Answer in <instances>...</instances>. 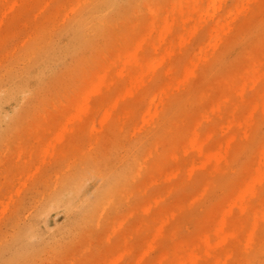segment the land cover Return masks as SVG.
Instances as JSON below:
<instances>
[{
    "label": "rangeland",
    "instance_id": "obj_1",
    "mask_svg": "<svg viewBox=\"0 0 264 264\" xmlns=\"http://www.w3.org/2000/svg\"><path fill=\"white\" fill-rule=\"evenodd\" d=\"M179 1L0 0V264H264V0Z\"/></svg>",
    "mask_w": 264,
    "mask_h": 264
},
{
    "label": "bare ground",
    "instance_id": "obj_2",
    "mask_svg": "<svg viewBox=\"0 0 264 264\" xmlns=\"http://www.w3.org/2000/svg\"><path fill=\"white\" fill-rule=\"evenodd\" d=\"M86 1H88V0H86ZM118 1L119 0H103V2H104V6L103 7H97L95 10H94V13H99V15H103V14H105V13H108L109 11H110V9H111V7H114V5L116 4V3H118ZM181 1V0H180ZM179 1V2H180ZM219 1V0H218ZM248 1V0H247ZM215 0H214V3H213V1H212V3L213 4H211V5H213V6H215L214 4H215ZM190 3V2H189ZM189 3H187V5L189 4ZM10 4H12V3H10ZM99 4H103V3H99ZM183 4V3H182ZM185 4V3H184ZM209 4V3H208ZM5 5H6V3H5ZM45 5V4H44ZM43 5V6H44ZM192 5H194V4H192ZM13 6H14V4H13ZM46 6H47V4H46ZM195 6V5H194ZM199 6V5H198ZM197 6V7H198ZM1 7V6H0ZM42 7V6H41ZM45 7V6H44ZM197 7H195V9L197 8ZM207 7H209V5L207 6ZM206 7V8H207ZM216 7V6H215ZM219 8H221V6L219 5L218 6ZM182 8V7H181ZM210 8V7H209ZM209 8H208V10H209ZM212 8V7H211ZM188 9V8H187ZM194 9V8H193ZM213 9V8H212ZM9 10V9H8ZM13 10V9H12ZM197 10V9H196ZM195 10V11H196ZM214 11H215V8L213 9ZM232 10V9H231ZM10 11V10H9ZM191 11H192V9H191ZM236 11V10H235ZM240 11V10H239ZM237 13H239L238 12V10L236 11ZM235 12V13H236ZM8 13V12H7ZM189 13V12H188ZM202 13V12H201ZM213 13H215V12H213ZM4 14H5V10H4ZM2 15V16H5V15ZM22 14V13H21ZM146 14V13H145ZM182 14H183V12H182ZM196 14V13H195ZM234 14V13H233ZM37 15V14H36ZM147 15V14H146ZM188 15V14H187ZM191 15V14H190ZM204 15V14H203ZM214 15V14H213ZM228 15H231V13H229ZM16 16V15H15ZM151 16V15H150ZM153 17V16H152ZM234 17H235V14H234ZM233 17V18H234ZM193 17H191L190 19H192ZM188 19H189V17H188ZM201 19V18H200ZM3 20V19H2ZM151 20V19H150ZM157 19H155V21H156ZM162 20V19H161ZM193 20V19H192ZM196 20V19H195ZM198 20V19H197ZM52 21V20H51ZM203 21V20H202ZM101 22V21H100ZM152 22H154V21H152ZM148 23H149V21H148ZM171 23V22H170ZM185 23V22H184ZM188 23V22H187ZM151 23H149V25H150ZM200 24V23H199ZM227 24H228V22H227ZM1 25V24H0ZM167 25V24H166ZM170 25V24H169ZM164 26V25H163ZM195 26V25H194ZM197 26H199V25H197ZM212 26H213V23H212ZM211 26V27H212ZM0 27H2V25L0 26ZM18 27V26H17ZM21 27H23V26H21ZM20 27V28H21ZM149 27H151V26H149ZM222 28H223V25L221 26ZM24 28V27H23ZM164 28V27H163ZM168 28V25L165 27V29H167ZM175 28V27H174ZM214 28V27H213ZM146 29V28H145ZM155 29V28H154ZM161 29V32H163L162 31V28H160ZM159 29V30H160ZM194 29V28H193ZM193 29H191V31H189V32H192L193 31ZM196 29V28H195ZM26 30V29H25ZM168 31H169V29H167ZM197 30V29H196ZM184 31V30H183ZM156 32V31H155ZM160 32V33H161ZM188 32V33H189ZM168 33V32H167ZM225 33V32H224ZM30 34H31V32H30ZM167 35V34H166ZM143 36V35H142ZM217 36V35H216ZM159 37V36H158ZM157 37V38H158ZM162 38H164V35H163V37ZM141 39H142V37H141ZM190 39V38H189ZM164 40V39H163ZM185 40V39H184ZM217 40V39H216ZM215 40V41H216ZM140 41V40H139ZM139 41H137L138 43H141V45H136L137 47H141L142 46V43L143 42H139ZM143 41V40H142ZM152 42H153V40H151ZM172 40H170V42H171ZM174 42V41H173ZM135 43V42H134ZM162 43V42H161ZM160 43V44H161ZM159 44V43H158ZM181 46V45H180ZM132 48H133V46H131ZM136 47V48H137ZM165 47H167V46H165ZM134 48H135V46H134ZM209 49V48H208ZM140 50V49H139ZM132 51V50H131ZM129 52H130V50H129ZM132 52H135V51H132ZM167 52V51H166ZM206 52V51H205ZM161 53H162V51H161ZM167 53H169V52H167ZM132 54H134V53H132ZM206 54V53H205ZM165 55H166V53H165ZM163 56H164V52H163V54H162V59H163ZM125 57V56H124ZM169 57V56H168ZM128 58V57H127ZM133 57H131V59H132ZM165 58H166V56H165ZM131 59H125L124 60V62H123V64L124 65H127V64H130V63H132L131 61ZM117 60H119L121 63H122V59H121V57L120 58H118ZM117 60H116V62H117ZM161 60V59H160ZM171 60V59H170ZM174 60V59H173ZM179 60V59H178ZM177 60V61H178ZM200 60V59H199ZM158 60H154V62L151 64V66H149L150 67V69L152 70V69H154V68H156L157 67V62ZM176 61V62H177ZM137 62H139V61H137ZM168 62H169V60H168ZM173 63V62H172ZM149 65V64H148ZM196 65V64H195ZM186 69H187V67H185ZM189 68V67H188ZM192 69H194V68H192ZM187 71H190V70H187ZM148 72V71H147ZM183 72V71H182ZM22 74V73H21ZM183 74V73H182ZM135 75H138V74H135ZM143 75H146L145 73L143 74ZM195 75V74H194ZM193 75V76H194ZM22 76V75H21ZM122 76H126V74H122ZM134 74H132V77H131V80H130V83H131V86L133 85V86H135L134 84L135 83H141L142 82V78H141V76H134ZM187 76V75H186ZM250 76V75H249ZM40 77H41V74H40V72L38 71V70H34V73L32 74V76L31 77H29L28 79H19V80H17V81H13V82H10L7 86H6V88L5 89H1L0 88V116L1 115H5V114H10L12 111H13V109L12 110H6L5 108H4V104L5 103H7V104H11L12 106H13V108L14 107H18L19 105H21V103L26 99V94H28L29 92H30V90L33 88V85L35 84L34 82L36 81V80H38V79H40ZM191 77V76H190ZM101 79V78H100ZM110 79V78H109ZM113 79V78H112ZM250 79V78H249ZM108 80V79H107ZM111 80V79H110ZM186 80V79H185ZM185 80H179V81H177L176 83H179V84H183L184 83V81ZM169 81V80H168ZM171 81V80H170ZM114 82H115V80H114ZM89 83H91V82H89ZM100 83H102L101 81L99 82L98 81V83H96L93 87H92V89H91V93H96L97 92V90H99L100 89ZM89 85V84H88ZM92 85V84H91ZM139 85V84H138ZM178 89V88H177ZM163 91V90H162ZM161 91V92H162ZM229 91V90H228ZM227 91V92H228ZM235 91V90H234ZM243 91V90H242ZM62 92V91H61ZM231 92V91H230ZM235 92H237V91H235ZM131 93H133L132 91H131ZM237 94V93H236ZM125 95H126V93H125ZM86 98V97H85ZM155 98H156V96H155ZM70 99V98H69ZM70 102V101H69ZM75 102V101H74ZM118 102V101H117ZM77 103V102H76ZM217 103V102H216ZM77 105V104H76ZM79 105V104H78ZM84 105V104H83ZM82 105V106H83ZM81 106V110H80V113L79 114H83L84 112H85V106H83L82 107ZM253 106V105H252ZM77 108V107H76ZM76 108H75V110H76ZM79 108H80V106H79ZM73 110V109H72ZM79 110V109H78ZM219 111V110H218ZM14 112V111H13ZM105 116H106V114H105ZM109 116V115H108ZM78 118H80L79 116H78ZM70 119V120H69ZM143 119V118H142ZM71 121V118H68L67 119V121H66V123H65V126H66V124H67V122L69 123ZM147 121V120H146ZM100 122V121H99ZM235 122V121H234ZM98 125V124H97ZM195 125H197V124H195ZM65 129H66V127H65ZM61 133V132H60ZM196 136V135H195ZM192 137H194V136H192ZM208 137H209V135H208ZM230 141V140H229ZM228 143V142H227ZM227 145H229V143L227 144ZM201 147H202V145H201ZM226 149H227V147H226ZM261 150V149H260ZM263 154H264V152H263ZM260 156V155H259ZM262 157V156H261ZM264 159V158H263ZM260 166V165H259ZM246 167H248L247 165H246ZM251 170H253V169H251ZM258 171V170H257ZM257 174H258V172H257ZM175 175H176V173H175ZM247 176H249V174H247ZM131 177V176H130ZM134 177V176H133ZM258 177V176H257ZM256 178V177H255ZM261 179H262V177H261ZM260 179V180H261ZM257 179H255V181H256ZM87 181V180H86ZM169 181V180H168ZM247 182V180L245 181V183ZM254 182V181H253ZM260 182V181H259ZM244 183V185H247V186H250L249 185V182L247 183V184H245ZM255 183V182H254ZM254 183H252L251 185H254ZM258 183V182H257ZM83 184H84V182H83V180H81V181H78V182H76L75 181V184H73L72 186L70 185V187L68 188V190L70 191V195L71 196H76V192L80 189V187L81 186H83ZM249 189V188H248ZM252 190H253V188H252ZM81 194V193H80ZM79 195V194H78ZM70 196V199H67V201H66V203L68 202V203H72L71 202V200L74 202V200H75V198H72ZM241 196H243V198H244V194L242 195L241 194ZM236 199V198H235ZM70 200V201H69ZM235 202V201H234ZM234 202H232V203H234ZM235 204V203H234ZM236 205V204H235ZM248 205V204H247ZM250 205H252V204H250ZM244 206V205H243ZM246 206V205H245ZM232 208V207H231ZM162 209V208H161ZM252 210V209H251ZM256 210V209H255ZM231 211V210H230ZM225 214V213H224ZM222 217H223V215H222ZM161 218H162V215H161ZM223 219V218H222ZM225 220V219H224ZM222 223H223V221H222ZM221 223V224H222ZM221 226H223V225H221ZM222 230H223V227H222ZM155 234V233H154ZM205 235V234H204ZM203 235V236H204ZM198 236V235H197ZM201 236V235H200ZM150 246H152V245H150ZM137 262H138V260H137Z\"/></svg>",
    "mask_w": 264,
    "mask_h": 264
}]
</instances>
